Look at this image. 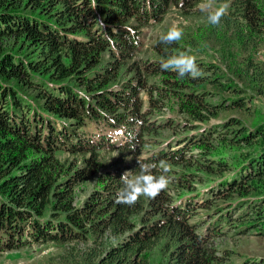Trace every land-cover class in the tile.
I'll return each mask as SVG.
<instances>
[{"label":"trees","instance_id":"16d2710c","mask_svg":"<svg viewBox=\"0 0 264 264\" xmlns=\"http://www.w3.org/2000/svg\"><path fill=\"white\" fill-rule=\"evenodd\" d=\"M199 1L0 0V252L55 243L62 249L45 264H264L231 261L230 250L211 243L231 230L264 233V120L244 128L236 119L222 122L231 117L209 125L221 109H245L249 95L213 78L212 64L201 59L197 78L162 70V61L196 44L191 37L168 43L162 31L155 57L137 55L145 26L173 6L186 13ZM222 20L238 37L260 35L264 0H232ZM246 65L253 81L264 78L251 59ZM209 82L230 92L207 99ZM166 105L181 114L183 129L200 130L184 134L179 146L153 141L142 156L148 135L174 123L154 118ZM106 128L122 133L108 135ZM252 138L258 149L241 165L211 157L216 141ZM114 148L115 161L98 172L101 151ZM138 161L156 165V175L166 165L169 184L155 198L118 204L121 175H138ZM189 166L228 171L204 192ZM93 169L98 183L79 199L77 187ZM199 208L213 213L197 217ZM154 249L163 252L161 262Z\"/></svg>","mask_w":264,"mask_h":264},{"label":"rangeland","instance_id":"374dc122","mask_svg":"<svg viewBox=\"0 0 264 264\" xmlns=\"http://www.w3.org/2000/svg\"><path fill=\"white\" fill-rule=\"evenodd\" d=\"M205 2L206 0H200L195 6L187 9L186 13L173 6L165 13L162 20L145 26L143 28L145 32L144 45L137 55L142 58L155 57L153 44L157 34L162 31H168L173 23L178 24L183 30L181 39L184 40L191 37L196 41V44L186 43L189 46L185 51L190 49L191 51L188 54L194 55L196 59L210 62L212 66L209 67L210 70L207 73H209V75L212 74L211 76L213 78L216 76L215 79L218 78L224 83L237 85L242 89L244 94L249 95L246 100L247 107L245 109L236 106L221 109L218 111L217 117L209 120V125L213 124V122H219L220 120H224V118L227 119L230 117L232 118L230 119L231 121L228 119L222 122L227 125L229 122L236 119L243 124V128L250 124L253 125L257 120H264V93L257 89L258 87H264V78L256 82L255 80L253 81L250 75L254 72L253 70H248L246 64L247 61L251 59L252 66L257 65L259 68L264 69V33L251 38H245V36L243 38L240 36L238 37L235 31H233V26H227L225 20H221L217 25L210 26L211 23L207 20V14L202 12L198 7V5ZM221 2H223V0H215L217 5ZM231 6L232 0H230V7ZM209 30V33H212L210 37L207 36ZM262 72L264 73V71ZM212 79L211 81H213ZM206 88L207 94H210L207 96V99L210 100H219L222 95L230 92L228 90H222L218 86L215 87L213 83L210 82L206 84ZM174 109L175 110H171V108L166 105L163 107L162 113L159 112L155 115L154 118H158V121L166 116L172 117L174 123L170 126L160 125L159 131L161 132L159 134L154 136L148 135L150 142H148V144L146 143L141 153L142 156L148 153L150 150L148 148H151V143L153 141H171L173 146H179L184 134L200 130L199 127L183 129V120L180 122L182 116L176 110V107H174ZM94 128H98V126H94ZM118 131L122 130L118 129ZM87 133H90V130H87ZM254 138H252V143L243 141L225 144L216 141L214 142L216 147L214 152L212 151L211 157L215 156L221 159L224 163H227L229 167L234 168L239 164L241 165L246 162L250 155L256 153L258 149L259 143L254 142ZM210 140L213 142V138ZM158 144L160 143L156 145ZM195 150L196 149H194V151ZM117 151V148L104 149L101 151L98 172L105 170L106 166L110 163L112 164V161H115ZM63 155H67V152L58 153L60 157H63ZM189 155L191 158V152ZM210 163L213 164V161ZM179 167L184 168L177 164L175 169ZM190 169L193 172L189 173V175H193L192 177L196 176V178L200 176V179L194 182L195 187L197 186L198 191L204 192L213 185V181H218L219 178L222 177L221 174L228 171L225 170L222 173H213V170H199L195 169L193 166H191ZM98 172L97 169H93L91 175L85 179L86 181L84 180L79 184L77 187L79 199L91 192V189L98 183ZM198 174L199 176H197ZM171 191L173 197H176V190L174 189ZM190 193L192 192L185 194ZM263 203L260 202L261 209H264ZM196 213L198 214L197 217H204V219H207L209 215L213 213V208L209 210L206 208H199ZM232 231L233 230L213 239L211 243L217 251L220 252L222 248L230 250L231 261H240L245 258H257L259 262L264 261V233H257L254 232V230H247L243 233H232ZM61 249L62 247L55 243H47L43 245L32 244L31 246L18 249L4 250L0 252V264H45L50 256H54L61 251ZM162 253L161 250L154 249L151 256L155 262H161L162 259L165 258Z\"/></svg>","mask_w":264,"mask_h":264},{"label":"clouds","instance_id":"9594fccd","mask_svg":"<svg viewBox=\"0 0 264 264\" xmlns=\"http://www.w3.org/2000/svg\"><path fill=\"white\" fill-rule=\"evenodd\" d=\"M202 12L207 14V20L213 25L221 22L224 16L228 14L230 0H223L218 5L215 0H206L205 3L198 5ZM183 35V30L178 24L173 23L166 34L161 35V39L171 43L179 41ZM191 50L180 52L178 55L171 56L166 61L161 62L162 70L176 71L179 76L190 75L192 78L201 76L202 70L196 64V57L188 54ZM140 172L132 176L129 171L121 175L123 187L116 194V203L133 206L140 197L155 198L169 184V177L165 175L168 167L161 164L162 172L159 175L153 174L154 164L139 162Z\"/></svg>","mask_w":264,"mask_h":264}]
</instances>
